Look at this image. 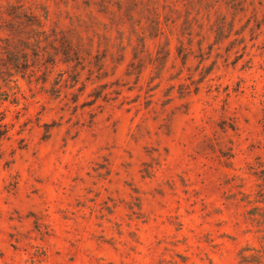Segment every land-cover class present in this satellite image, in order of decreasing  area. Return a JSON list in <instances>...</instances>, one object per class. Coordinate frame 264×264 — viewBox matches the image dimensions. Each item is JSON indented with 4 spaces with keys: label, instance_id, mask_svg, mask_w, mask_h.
Returning <instances> with one entry per match:
<instances>
[{
    "label": "rangeland",
    "instance_id": "obj_1",
    "mask_svg": "<svg viewBox=\"0 0 264 264\" xmlns=\"http://www.w3.org/2000/svg\"><path fill=\"white\" fill-rule=\"evenodd\" d=\"M242 256L264 264V0H0V264Z\"/></svg>",
    "mask_w": 264,
    "mask_h": 264
},
{
    "label": "trees",
    "instance_id": "obj_2",
    "mask_svg": "<svg viewBox=\"0 0 264 264\" xmlns=\"http://www.w3.org/2000/svg\"><path fill=\"white\" fill-rule=\"evenodd\" d=\"M19 15L20 14H16L15 17L21 18V15ZM22 16V20L19 21L20 24H24L28 27L26 33H30L29 37H32L36 43H40L42 40H45L48 37V33L43 28L41 21L36 18V16L26 14H23ZM75 59L77 58L75 57ZM18 65L20 64H14V67L18 68ZM241 261L243 262V264H253L254 259L252 257L242 256Z\"/></svg>",
    "mask_w": 264,
    "mask_h": 264
}]
</instances>
